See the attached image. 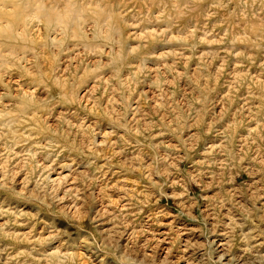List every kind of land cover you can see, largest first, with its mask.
<instances>
[{"label":"rangeland","instance_id":"1","mask_svg":"<svg viewBox=\"0 0 264 264\" xmlns=\"http://www.w3.org/2000/svg\"><path fill=\"white\" fill-rule=\"evenodd\" d=\"M0 264H264V0H0Z\"/></svg>","mask_w":264,"mask_h":264}]
</instances>
